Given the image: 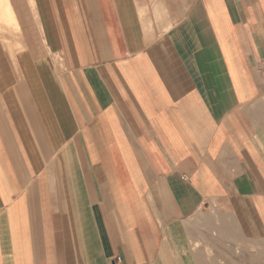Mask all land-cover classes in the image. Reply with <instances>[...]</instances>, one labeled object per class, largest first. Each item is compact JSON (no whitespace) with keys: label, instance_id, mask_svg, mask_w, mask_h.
Wrapping results in <instances>:
<instances>
[{"label":"crops","instance_id":"1","mask_svg":"<svg viewBox=\"0 0 264 264\" xmlns=\"http://www.w3.org/2000/svg\"><path fill=\"white\" fill-rule=\"evenodd\" d=\"M1 29L0 264L264 237V0H0Z\"/></svg>","mask_w":264,"mask_h":264},{"label":"rangeland","instance_id":"2","mask_svg":"<svg viewBox=\"0 0 264 264\" xmlns=\"http://www.w3.org/2000/svg\"><path fill=\"white\" fill-rule=\"evenodd\" d=\"M1 32H5V30L1 29L0 33ZM233 235L234 236L228 238L231 239L232 242L227 245V259L221 260L218 257L219 254H216V252L210 253L211 264H264V237L250 239L240 237L236 234ZM234 238L235 240H233ZM236 239L241 240V242H237ZM224 256L225 252L221 253V257L223 258Z\"/></svg>","mask_w":264,"mask_h":264},{"label":"bare ground","instance_id":"3","mask_svg":"<svg viewBox=\"0 0 264 264\" xmlns=\"http://www.w3.org/2000/svg\"><path fill=\"white\" fill-rule=\"evenodd\" d=\"M211 249V248H210ZM209 250V249H208ZM252 250V249H251ZM255 250V249H254ZM211 252V251H210ZM239 258V257H238ZM244 262V261H243Z\"/></svg>","mask_w":264,"mask_h":264}]
</instances>
